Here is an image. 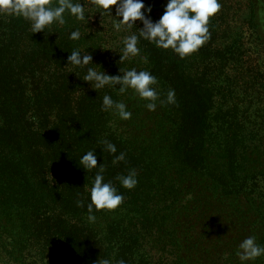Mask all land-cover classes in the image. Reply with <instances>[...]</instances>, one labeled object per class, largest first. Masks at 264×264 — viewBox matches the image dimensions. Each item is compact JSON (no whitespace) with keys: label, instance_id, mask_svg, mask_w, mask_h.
Listing matches in <instances>:
<instances>
[{"label":"trees","instance_id":"trees-1","mask_svg":"<svg viewBox=\"0 0 264 264\" xmlns=\"http://www.w3.org/2000/svg\"><path fill=\"white\" fill-rule=\"evenodd\" d=\"M219 2L209 40L184 59L141 37L140 56L119 62L123 38L139 36L143 24L117 32L95 8L89 23L65 13L66 24L47 34L0 15L1 263L241 264L244 239L264 246V0ZM144 3L158 21L167 0ZM245 33L255 56L235 52ZM74 49L109 75L150 71L160 101L174 89L176 103L158 101L153 112L131 89L93 90L86 69L66 67ZM104 95L125 103L131 119L102 110ZM90 150L124 197L116 210L93 209L94 223L96 172L80 165ZM120 153L125 159L113 163ZM133 170L129 190L117 178Z\"/></svg>","mask_w":264,"mask_h":264},{"label":"clouds","instance_id":"clouds-1","mask_svg":"<svg viewBox=\"0 0 264 264\" xmlns=\"http://www.w3.org/2000/svg\"><path fill=\"white\" fill-rule=\"evenodd\" d=\"M115 6V16L112 14ZM90 8H95L96 13L102 16L107 15L113 19V28L115 31H130L136 27V22L143 24L139 36L130 34L123 38V54L120 55V61L123 62L130 58L140 56L141 49L138 47L139 40L142 37L154 44L157 48L171 51L184 59L196 52L209 40V22L221 9L219 0H167L163 15L158 21L151 18L152 7L146 6L144 0H0V15H9L21 17L31 24L33 33L44 32L53 24L65 25V13H68L76 20L89 23L93 18ZM71 40L81 39L79 29L71 31ZM144 63L147 58L142 57ZM93 56L87 51L82 53L79 49H74L67 56V66L73 69H86L83 81L88 82L93 90L103 89L106 86L117 88L120 93H126L131 89L141 100L146 101V108L149 111H156L157 102L160 101V95L157 91L158 80L147 70L136 68L120 71V75H109L104 70L97 71L94 67ZM99 66V65H97ZM75 73V72H73ZM175 104L176 94L174 89H169L166 101L163 103ZM102 110L111 111L121 120H129L132 112L123 102L114 101L111 96L104 95ZM35 119V117H33ZM106 150L115 154L117 148L108 141L103 142ZM103 151V150H102ZM125 159V154L120 153L115 156L113 163H118ZM80 165L85 170H95V179L90 190L91 203L88 204V220L95 222L96 217L93 209L96 211L116 210L123 203V195L119 194L116 187L111 182H104V165H98L96 150L86 152L80 159ZM121 185L129 190L136 187L138 180L136 172L133 170L126 176L117 178ZM82 206V202H78ZM238 252L241 264L255 260L264 256V246L257 244L256 238L247 237L239 245ZM102 264H111L108 259L102 261ZM119 264H124L120 261Z\"/></svg>","mask_w":264,"mask_h":264},{"label":"rangeland","instance_id":"rangeland-1","mask_svg":"<svg viewBox=\"0 0 264 264\" xmlns=\"http://www.w3.org/2000/svg\"><path fill=\"white\" fill-rule=\"evenodd\" d=\"M236 53H247L252 54L253 56L257 53V45L255 43L254 37L252 33H245L243 38L239 42L238 46L236 47ZM0 264H3L0 262Z\"/></svg>","mask_w":264,"mask_h":264}]
</instances>
